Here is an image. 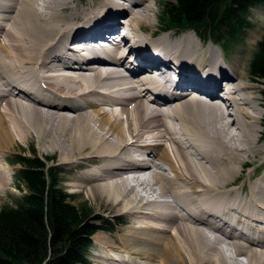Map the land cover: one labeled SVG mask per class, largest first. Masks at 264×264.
Segmentation results:
<instances>
[{"label":"bare ground","instance_id":"obj_1","mask_svg":"<svg viewBox=\"0 0 264 264\" xmlns=\"http://www.w3.org/2000/svg\"><path fill=\"white\" fill-rule=\"evenodd\" d=\"M79 2L0 0V154L35 139L75 195L113 209L126 226L89 245L102 264H264V168L245 161L264 149L260 112L245 109L257 81L237 86L197 33L150 39L148 0H100L73 25ZM8 184L0 164V193Z\"/></svg>","mask_w":264,"mask_h":264},{"label":"trees","instance_id":"obj_2","mask_svg":"<svg viewBox=\"0 0 264 264\" xmlns=\"http://www.w3.org/2000/svg\"><path fill=\"white\" fill-rule=\"evenodd\" d=\"M253 7H264V0H171L159 17L163 29H191L227 50L250 28ZM249 74L262 85L264 102V35L249 60ZM13 163L23 188L13 206L0 207V264H88L86 249L100 229L93 223L97 216L86 215L59 187L57 168L34 153L17 154Z\"/></svg>","mask_w":264,"mask_h":264},{"label":"rangeland","instance_id":"obj_3","mask_svg":"<svg viewBox=\"0 0 264 264\" xmlns=\"http://www.w3.org/2000/svg\"><path fill=\"white\" fill-rule=\"evenodd\" d=\"M78 1L79 0H75ZM99 1L100 0H82V2L80 4V8L81 10H84L83 15L77 17L74 20H71L70 23L73 22L74 24H85L86 21H88V19L90 17H92L93 15H89L86 16L87 14L91 13V12H95V11H99ZM149 4L152 6V11L150 12V16H149V23H151V27L153 26V28L150 27V29H145L146 31L150 30L153 31L150 35L151 38H155L156 34L161 32V31H165L166 29L170 28V27H166L165 29H163L162 27H164V20L162 18L159 17V15L162 12V6L164 4V2L166 1H171V0H148ZM86 16V17H85ZM249 20L251 23V26L249 29H247V31L245 32V35L243 36V38L241 39V41L237 44H233L231 45V47L227 50H224L221 46L211 42L210 40H208V43H213L214 45H210L211 49L215 52L216 56H218V59L222 60V65H228V67L231 66H236L237 67V72L240 74L241 77V81L238 80L236 81L237 86L239 84H241L240 82H243V80L247 81V82H251L249 80V60L251 59V56L253 54V52L256 49V44L257 42L261 39V37L264 35V7H253L250 9V13H249ZM162 26V27H161ZM141 28H145L143 25L140 26ZM147 27V26H146ZM9 28V27H8ZM153 29V30H151ZM7 30V29H6ZM148 32L144 33L143 35H146ZM183 33V31H179L176 29H170L169 31H166V35H171V40H175V36L176 38L178 36H180V34ZM185 33L189 34L193 39L194 42H198V38L194 35V31L193 30H186ZM184 33V34H185ZM142 34V33H141ZM165 34L162 37L157 36L158 38H164ZM196 34V33H195ZM182 35V34H181ZM148 36V35H146ZM118 38V36H117ZM116 38V39H117ZM179 38V37H178ZM119 39V38H118ZM116 44H118L117 42H115ZM205 45V43H202ZM118 45L122 46V43H119ZM206 45H208L206 43ZM224 62V63H223ZM244 75V76H243ZM249 75V76H248ZM254 85H257V89H256V94L251 95L248 94L247 89H245V95L247 97V104H250L252 106L251 103L255 104V107L250 108L248 106H246V112H248L249 115H257V112H260V133H261V119L262 116L264 114V110H263V106H264V102L262 101V97H261V89H262V85L260 83H254ZM232 87H236V85H233ZM242 90V87H241ZM239 90V91H241ZM238 92V91H237ZM134 103H131L130 107L133 106ZM257 106V107H256ZM256 109L255 111H253V109ZM227 110V109H226ZM232 118V117H231ZM225 121L229 122L227 119H224ZM259 128V127H257ZM232 131L235 132L236 134H238V137H242L243 133L240 135L239 132L232 128ZM243 139V137L241 138ZM256 140H252L251 142H247V143H253ZM261 141L264 142V139L261 138ZM246 142H244L243 144H246ZM254 147V146H253ZM250 149L252 148L249 147ZM249 149V152L245 155L246 156V160L248 159L251 160L250 162L246 163V166H251V168L255 169V168H259L263 169L264 168V149L262 147H258L256 154H251L249 157V153L251 152ZM32 153H34L36 156L40 157L41 160H43L45 162L46 165L48 166H54L57 168V177L59 179V187L62 188L64 191H66L67 193L71 194L73 196V202L75 204H77L78 206H82V208L84 209V212L86 215L91 216H97V221H94V225H99L100 223H106L107 225L106 228L101 229V231H105L109 232V233H114L115 229L119 228V227H125L126 225H122V224H118V222L114 219L115 216L114 215H107V212L113 211V209L108 210L107 207H105L103 204H101L99 201H94L90 198V195L87 196L88 194H83L81 196H77L75 195V191H73L71 188L68 187V183H67V178L69 176V171L66 170V168L68 166L66 165H60V161H59V156L58 153L56 151H50L48 150H44L40 148L39 144L37 143V141H35V139H30V140H26L25 142H16V144L14 143L12 145V148L9 151L6 152H2L0 154V156L2 158H0V164L2 166H4L7 169L8 172V180H9V184L7 185V189L3 190L0 193V207L2 206H13L16 202V200L18 199V197L21 194V187L23 188V185L18 181V179L16 178V170L18 168V164H14L13 160L15 159V156L17 154H24V155H31ZM262 156V157H261ZM248 160V161H249ZM262 161V162H261ZM7 163V164H6ZM161 163V162H160ZM251 163V164H249ZM260 163L262 165H260ZM84 165L81 166V164H79L78 166H73L72 168L77 170L78 168L83 169ZM251 170V169H247L244 168V172L240 175L243 177L244 180L247 179V172ZM264 172V170L262 171ZM251 174V172H250ZM239 176V177H240ZM246 178V179H245ZM242 179V178H241ZM234 180H232L230 183H233ZM226 184V185H228ZM224 185V186H226ZM99 205V206H98ZM103 221V222H102ZM125 222V219L122 221V223ZM118 224V225H117ZM113 225V226H112ZM131 225L130 223H128V226ZM113 228L114 230H109L110 228ZM109 228V229H107ZM99 231V230H97ZM112 231V232H111ZM99 233V232H97ZM96 233V234H97ZM102 233V232H101ZM95 235V234H94ZM93 235V236H94ZM91 244H93V241H91ZM226 246L227 243L225 242ZM90 247V246H89ZM86 249V256H87V260H88V264H102L101 262H99L98 260H101L100 256H97L95 254H93L91 252V250ZM91 248V247H90ZM94 251V250H93ZM98 257V258H97ZM156 261H158V258H155ZM154 259V260H155ZM240 259L242 260L240 263H243V261H245V257L241 256ZM138 260V259H135ZM142 260V259H140ZM102 261V260H101ZM103 262V261H102ZM152 263H154L153 261H151ZM150 262H145V264H152Z\"/></svg>","mask_w":264,"mask_h":264}]
</instances>
